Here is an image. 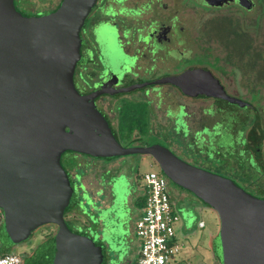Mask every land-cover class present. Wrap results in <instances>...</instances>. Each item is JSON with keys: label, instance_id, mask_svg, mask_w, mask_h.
I'll list each match as a JSON object with an SVG mask.
<instances>
[{"label": "water", "instance_id": "obj_1", "mask_svg": "<svg viewBox=\"0 0 264 264\" xmlns=\"http://www.w3.org/2000/svg\"><path fill=\"white\" fill-rule=\"evenodd\" d=\"M97 1L63 0L51 14L27 17L16 9L15 0H0V212L7 239L3 245L13 248L39 228L55 225L46 264H105V260L122 264L131 246L133 220L126 175L113 177L111 201L103 202L98 217L81 201L92 237L79 235L65 214L81 189L89 192L91 176L75 174L72 182L61 157L66 152L95 158L142 154L153 157L170 181L217 212L219 244L214 238L213 251L222 264H264V199L229 178L189 165L161 145L123 147L94 103L76 90L81 31ZM239 1L251 8L247 0ZM154 84L235 102L212 73L202 69ZM102 190L89 193L94 196ZM100 226L104 232H99Z\"/></svg>", "mask_w": 264, "mask_h": 264}, {"label": "flooded vegetation", "instance_id": "obj_2", "mask_svg": "<svg viewBox=\"0 0 264 264\" xmlns=\"http://www.w3.org/2000/svg\"><path fill=\"white\" fill-rule=\"evenodd\" d=\"M245 2L251 8L243 7L239 0H98L81 31V59L75 69L74 85L80 95L94 103L123 147L161 145L193 167L225 178L231 176L229 179L253 195L264 193V78L257 77V59L250 34L234 26L235 20L219 17V12L232 7L249 15L257 1ZM22 6L32 9L26 0ZM15 7L22 13L16 0ZM54 11H46L41 16ZM214 23L219 26L212 28ZM194 69L211 72L224 93L235 102L223 97L186 94L170 84H154ZM254 97L258 98L255 102ZM164 98L173 99L165 106L162 105ZM134 99L150 100L153 104L152 119L146 120L151 121V129L148 124L142 129L148 135H141L134 127L129 131L124 125L125 115L123 118L118 113ZM240 109H250V112ZM142 116L134 111L129 122L145 121ZM168 133L171 138L165 140ZM79 155L75 152L62 155L66 172L65 158L71 164ZM139 155L157 163L153 157L142 154L116 158L86 155L99 162L114 161L107 168L98 166L101 176L97 172L91 174L86 185L88 191L92 194L93 190L100 189L102 180L110 187L117 158L124 162L118 163L119 171L114 175L128 176L136 168L132 157ZM91 163L97 165V162ZM77 199L76 206L66 210L68 218L74 215V226L69 227L76 234L92 237V224L82 213L81 201ZM3 219L0 212V222ZM104 231L105 227L100 226L99 232ZM218 262L222 264L220 259Z\"/></svg>", "mask_w": 264, "mask_h": 264}, {"label": "rangeland", "instance_id": "obj_3", "mask_svg": "<svg viewBox=\"0 0 264 264\" xmlns=\"http://www.w3.org/2000/svg\"><path fill=\"white\" fill-rule=\"evenodd\" d=\"M55 1L57 2V0H26L30 8H32L33 10L29 8H24L22 6L23 3H25V0H16V5L17 8L24 14H36L41 16L46 13V11L50 12L54 11L56 7L59 8L61 3L59 2L58 4H54ZM255 2L256 5L254 11L249 13V15L243 14L241 10H239V8L237 7H232L228 10H225L223 13L219 12V17L228 19L231 18V20H235L236 24L234 26L243 28V32H245V34H250V39L253 42V53L257 59L255 61L257 77L261 75L262 78H264V2H261L259 0H255ZM218 26V23H214L212 25V28H217ZM229 27L231 28L232 25H230ZM219 45L221 46L222 44ZM212 46L215 48V44ZM213 50L214 53H216L215 49ZM192 63H196V60H193ZM172 99L173 98H164L162 105L166 106L167 104H170L172 102ZM255 100H258V98L254 97L253 101L255 102ZM152 110L153 104L150 100L145 101L134 99L131 103L124 104L122 108H120V111L118 113L123 116V118L125 115V121L127 123L125 122L124 125L129 131L132 127H134L135 130L139 129L141 131V135H148L146 131V134L142 133V129L143 126L147 124L148 129H151V126L149 124L151 121L146 120L152 119ZM134 111L138 112L140 115H143L142 120L145 121L138 122V120H131L129 122L131 115H134ZM241 111L248 113L250 112V109H244ZM164 121V123H166L167 120L165 119ZM160 135H163V133L161 132ZM170 138L171 134L168 133L165 135V140H168ZM160 141V143L163 142L164 144H166L164 140ZM132 158L136 164V168L131 173H129L128 176H126L129 181V183L126 184V194L127 198H129V207L131 208L132 217L134 215L131 225L133 224L136 228V223L139 217L138 215L137 217H135L137 212L134 210L135 208L132 207V203H136L139 206L143 205V201L145 199L144 176L152 171L159 173L161 170L159 165L157 163H153L149 157L142 159L141 155H139L134 156ZM65 159L66 160L64 161V167L69 173L71 179H73V175L75 176V174L91 176L92 173H95L97 172V170H99L98 166L100 165H104L105 168L114 165V161L108 162L102 160L101 162H99V160L89 159L88 156L83 154L79 155L76 158L77 161H74L71 164L67 162L68 157H66ZM91 160L93 162H97V165H92ZM119 162L120 164H122L124 160L120 161L118 160V158L116 159V165L113 169L114 174L119 171ZM101 172L98 171L97 174L101 176ZM109 174L113 173L110 172ZM114 174L113 177L115 176ZM229 178H231V176H229ZM240 179L243 181L242 177H240ZM102 182L103 184L100 186L103 189L102 191L104 193L99 192L98 194L92 196L89 192H85L84 189H81L78 199L76 198L78 201H82L84 203V208L88 212H93L97 217L99 216L100 209L104 206L103 202L107 200L108 196L105 191L109 186H107L105 180H102L101 183ZM237 182L241 184L239 179L237 180ZM97 191H100V189L93 190L94 193H96ZM169 191L171 194V198L173 196L175 197V199L173 198L172 200L174 201L175 209L181 218L180 222L176 224V230L179 234L178 243L181 245V251L177 257V261L179 262L178 264H219V259H217L218 257L215 256L213 251V245L211 247V244H209L211 237L214 236L215 238H217V235L220 231V218L217 212L213 210L210 206L204 204L193 193L178 187L170 180ZM253 195L261 197L256 193H254ZM74 206H76V204L73 200V205L69 207L68 210L70 211L72 208H74ZM68 214L69 213L65 214V219L68 225L72 228L74 226V221L72 220L74 218V215H70L68 218ZM200 221H203L205 223L204 229L199 228ZM3 222L4 220L0 222V254L1 251L6 250L4 247H2V242L7 241L2 225ZM56 231L57 227L55 225L43 226L39 228L36 232H34L31 238L28 239L26 242L15 245L13 246V248L11 246L7 247L9 249H12V251L10 252H14L17 255H20L21 257L25 258L27 256H31L33 252L38 248V246L48 240L51 236H53V234H56ZM136 239L138 242H140L138 237H136ZM102 243L104 246L106 245L104 242ZM216 244L217 246L219 244L218 238ZM105 253L108 254V251L105 250ZM105 264H108V261H106ZM124 264H135L133 256H130L128 260L126 259V262Z\"/></svg>", "mask_w": 264, "mask_h": 264}, {"label": "built area", "instance_id": "obj_4", "mask_svg": "<svg viewBox=\"0 0 264 264\" xmlns=\"http://www.w3.org/2000/svg\"><path fill=\"white\" fill-rule=\"evenodd\" d=\"M145 206L136 223V235L141 250L135 264H178L181 251L176 224L181 218L175 209L168 187V179L161 172L144 176ZM205 228V223H199ZM0 264H24L16 253L0 256Z\"/></svg>", "mask_w": 264, "mask_h": 264}, {"label": "crops", "instance_id": "obj_5", "mask_svg": "<svg viewBox=\"0 0 264 264\" xmlns=\"http://www.w3.org/2000/svg\"><path fill=\"white\" fill-rule=\"evenodd\" d=\"M105 191V190H104ZM107 194H108V197H107V200H109V202L106 200V202H108V203H110V201H111V190H110V188H108L107 187V189H106V191H105ZM144 194H145V192H144ZM130 202H131V199H130ZM107 203V204H108ZM174 203V202H173ZM130 205H131V203H130ZM132 206L135 208L134 210L137 212V214H136V217H137V215H138V217L140 218L141 217V215H142V210H143V208L144 207H142V205H137L136 203H132ZM133 211V210H132ZM138 218V219H139ZM138 221V220H137ZM200 222H203V221H200ZM199 222V223H200ZM1 226V225H0ZM200 228V227H199ZM201 229H204V228H201ZM130 232H131V236H132V239H131V245L132 246H130V249H129V252H128V255H127V257H126V259L128 260V258L130 257V256H133V260L136 262V260L138 259V257H139V254H140V250H141V244H140V242H138L137 241V239H136V237H137V235L135 234L136 233V228H135V226L132 224L131 225V227H130ZM54 235V234H53ZM50 238H52V236L50 237ZM214 236H212L211 237V240H210V242H209V244H211L210 246L212 247V244H213V241H214ZM183 239H185V238H183ZM101 242V244H102V246L104 247V250H106V251H108V248L106 247V245L104 246L103 245V243L102 242H104L105 244H106V242H105V240H102V241H100ZM44 243V242H43ZM42 243V244H43ZM39 247V246H38ZM137 248V249H136ZM135 249H136V251H135ZM36 251V250H35ZM35 251L33 252V254L35 253ZM32 254V255H33ZM126 259H125V261L122 263V264H124L125 262H126Z\"/></svg>", "mask_w": 264, "mask_h": 264}, {"label": "trees", "instance_id": "obj_6", "mask_svg": "<svg viewBox=\"0 0 264 264\" xmlns=\"http://www.w3.org/2000/svg\"><path fill=\"white\" fill-rule=\"evenodd\" d=\"M259 1L264 2V0H259ZM249 178H250V177H249ZM249 178H248V179H249ZM258 178H259V179H262V178H260L259 176H258ZM259 194H261L260 196H261L262 198L264 197V193H259ZM259 194H258V195H259ZM143 202H144V203H143L142 207L145 206V199H144ZM50 241H51V238H49V239L46 240L43 244H41V245L36 249V251H35V253H34L33 255L25 257V258H24V264H46V263H45L46 248H47V246L49 245ZM2 247H4L6 250L1 251L0 256H4V255H6V254H10V253H12V252H10V251H12V249H9V248L7 247V245H3V243H2ZM6 247H7V248H6Z\"/></svg>", "mask_w": 264, "mask_h": 264}]
</instances>
